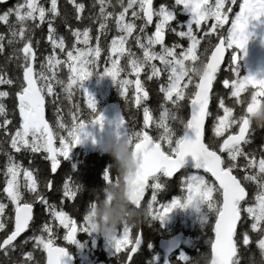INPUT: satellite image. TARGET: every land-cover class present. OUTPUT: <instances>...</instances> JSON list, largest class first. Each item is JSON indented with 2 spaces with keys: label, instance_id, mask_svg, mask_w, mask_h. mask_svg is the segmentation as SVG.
<instances>
[{
  "label": "snow or ice",
  "instance_id": "snow-or-ice-1",
  "mask_svg": "<svg viewBox=\"0 0 264 264\" xmlns=\"http://www.w3.org/2000/svg\"><path fill=\"white\" fill-rule=\"evenodd\" d=\"M3 3L5 0H0V4ZM67 3L72 5L71 15L76 21L87 19L98 25L96 45L89 43L90 28L72 27L69 11L61 14L57 0H51L47 8L37 0H17L0 11V23L8 30L10 51L6 61L22 73L15 78H8L6 72L0 74V85L17 89L15 107L19 114L18 126L11 125L15 131L10 130L8 118L0 121V153L5 157L2 192L14 211L13 227L8 231L6 204L0 202V230L6 232L0 242L2 264H41L34 255L41 249L46 254V264H67L66 248L54 243V227L63 226L62 239L68 243H75L78 232H91L85 213L78 226L68 212L62 208L57 210V204L49 203V197L38 187L35 169L24 167L13 153H43V159L50 162L51 172L56 173L61 157L67 158L71 148L81 143L82 138L91 137L88 126L97 125L103 129L106 117L102 111H97L96 99L82 83L94 72L110 76L123 98L124 109L135 110L129 111L127 118L121 110L108 121L114 125L117 136L129 140L137 159L138 172L130 194L135 203L144 207L149 216L160 220L175 208L183 209L194 202L206 205L207 216H201L200 220L211 228L207 239L210 258L208 253L189 257L181 252L178 260L184 264H241L245 259L246 264H264V144L260 145L259 159L255 149L246 152L243 147L250 143L252 134L258 129L250 124L248 114L264 102V75H240L237 66L241 59L238 50L245 49L250 35L247 31L249 22L264 17V0H240L239 10L231 17L228 13L236 0H231L230 4L225 0H172L171 5L162 2L158 7L154 6L153 0H93L90 7L98 6V11L87 17L82 16L83 2L67 0ZM178 14H186L187 19L179 20ZM209 18L211 26H207ZM57 20L82 45L77 47L73 42L64 61L58 59L56 53L57 48L61 52L65 50L64 37L57 36ZM229 20L230 24L226 26ZM109 21L114 22L118 34L111 37L104 57L107 66L101 70L99 41L101 36L107 35ZM45 22L52 52L43 57L37 71L34 68L33 33ZM150 25L154 30L149 33ZM168 32L186 38L187 46L176 42L167 44ZM5 39L0 33V53L5 50ZM133 43L139 52L132 50ZM36 44L39 45V40ZM226 50H230L226 69L230 76L222 80V85L229 89L227 98L231 106L226 105L221 93L213 92ZM122 58L123 65L119 63ZM197 60L203 62L206 71L193 78L184 71V66ZM62 64L69 70L66 82L57 75ZM142 72L144 81L159 83L157 115H153L146 103L150 93L139 78ZM129 75L137 78L129 79ZM56 86L69 101L74 92L82 94L87 111H82L79 104H72L68 108L70 123L65 122L59 104L53 99L55 126L52 127L45 119V97L57 96ZM129 88H133L130 95ZM246 92L249 94L242 96ZM9 95L8 91H0V100ZM213 97H216V107L222 114L210 107ZM186 108L188 114L184 115ZM234 108L237 109L235 113ZM140 110L142 122L137 127L135 112ZM6 116V107L0 102V117ZM206 118H211L207 127ZM54 139L58 140V147L54 146ZM92 139L95 143V138ZM189 156L193 163L185 166V158ZM240 158L242 163L238 162ZM189 169L194 171L180 177L184 194L160 204L157 193L174 174L180 170L188 173ZM158 170H162L163 178L156 175ZM200 170L210 174V179L201 175ZM112 179L106 169L105 182ZM43 187L51 195L55 194L52 179H46ZM147 189H151V196L145 202L143 197ZM80 191L79 183L71 177L64 179L60 205L73 202ZM37 202L49 217L42 224L36 223L39 213L33 211ZM30 227L33 233L38 231L39 234L14 243ZM29 240L33 241L32 250L24 251L23 245ZM250 243L255 244V250L248 248ZM140 244L138 227L122 226L118 236L109 242L116 264H137L133 254H138Z\"/></svg>",
  "mask_w": 264,
  "mask_h": 264
},
{
  "label": "trees",
  "instance_id": "trees-1",
  "mask_svg": "<svg viewBox=\"0 0 264 264\" xmlns=\"http://www.w3.org/2000/svg\"><path fill=\"white\" fill-rule=\"evenodd\" d=\"M17 0H10L8 3L0 4V11L4 10L7 7L12 6L15 4ZM51 0H39V3L43 5L45 8L50 6ZM76 2H83L85 4V9L82 13V16L87 17L89 16L93 11H98V6L96 8H91L90 5H92L93 0H76ZM114 2V0H113ZM167 3L168 5H171L172 0H154V6L158 7L160 3ZM240 0H236V3L232 7V11L229 13L230 16H232L235 11L238 8ZM58 3V9L61 14L65 12V10H68L70 13V24L72 27L81 29L85 26H88L90 28V36H91V44L96 45V28L97 24L94 22H90L87 19L83 21H76L74 19V16H72V5L67 3V0H57ZM109 11L112 10L111 6L108 8ZM117 11L119 8L116 9ZM178 18L181 21H184L186 18V14H178ZM208 26V25H207ZM227 26V25H226ZM56 30H57V36H63L65 39V51H67L71 44L73 42H76V38L71 35L70 32H68L64 26L63 23H60L59 20L56 22ZM154 30V26L150 25L148 27L149 33ZM7 27L0 23V33H3L6 37L4 41L5 50L3 53H0V74L3 72L7 73L8 78H15L18 76H21L22 73L16 69H13V65L11 62L6 61V57L9 54V48L7 45ZM195 31V28H194ZM224 32L226 34V27L224 29ZM118 34L115 27L114 22L109 21V30L106 36H101L100 38V46L102 48L101 55L99 58V67L102 68L106 63L104 57L107 55V48L111 42V37L113 35ZM36 40H39V45L36 44ZM167 44H171L173 42L179 43L183 45L184 47L187 46V40L186 38H178L173 33L168 32L166 33V41ZM33 49L35 53V60H34V66L35 69L38 71L40 68V61L43 59L45 55H49L52 52V46L47 41V23L41 24L40 28L36 29L33 33ZM132 50L139 52V50L135 47L134 43L132 45ZM56 51H60V49H56ZM179 51V50H177ZM64 55V53H61ZM230 50H228V55L226 58L225 64L221 67V69L218 71L217 74V80L214 81V87L213 92H219L221 93L225 100L226 105L231 106V101L227 98V92L229 89H225L222 85V80L224 78H228L230 76V73L226 71L228 64V58H229ZM121 65L124 64L123 58L119 62ZM68 68L64 67L63 64L60 65L59 71L57 72V75L60 79L67 81L68 76ZM144 73L142 72L140 74V79L146 84V88L149 91L150 95L146 103L149 105L150 109L153 112V115L158 114V104H159V96L158 93V87L159 83L155 80L153 81H144ZM123 76V73L121 74ZM129 79H136L134 75H129ZM163 79V78H162ZM251 86H249L250 88ZM17 89L14 86H6V85H0V91H8L10 95L8 97L3 98L0 100V102L4 103L6 107V117H0V121H2L4 118H8L11 122L10 124V130L15 131V127H12L11 125L18 126L19 124V114L18 109H16V100H15V91ZM133 91V88H129L128 94L130 95ZM55 92L58 94L55 97H45L46 99V111H47V119L50 122L51 126H55V114H54V105L52 103L53 99L56 100V102L59 104L61 108V112L63 113L65 122L70 123V115L68 113V108L72 104H79L82 111H87L86 105L83 101V96L80 93H73V96L71 100L69 101L65 94L61 92L59 86H56ZM249 93H244L243 95H248ZM216 97H213L210 107L213 109V111H217L216 103H215ZM108 101H116L120 104L122 108L123 115L127 118L129 111H135L134 109H124V101L123 98L119 94V90L117 88V85L114 83L109 91ZM103 106V103L100 102L97 105V111H100ZM220 114H222V110H218ZM237 111L236 108H234V113ZM184 115L188 114L187 108L183 111ZM136 120H137V127H139L140 123L142 122V110L135 112ZM211 123V118L207 119L206 127ZM153 134L154 133H150ZM56 142L58 143V140L56 139ZM264 144V128L256 129V131L252 134L250 138V143L247 145H244V150L247 152L249 149H255V155L256 158L259 159L261 155L260 145ZM11 151V150H10ZM15 159L19 160V162L24 167H29L31 169H35L34 175L36 176L38 180V187L44 191V194L49 197V203H54L58 205L57 210H60L61 208L68 212L69 216H71L74 220H76L77 223L82 222L83 215L85 213L86 205L92 200V189H97L100 186L104 185L106 182L104 180V172L105 170H109V172L112 174L114 170L111 168V157H109L107 154H102L97 151H88L84 149H75L67 158L61 157V164L58 166V170L56 173L51 172L50 168V162L43 159V153H13ZM4 161L5 157L2 153H0V200L6 204V211L5 215L9 217V222L6 224V228L8 231L11 230L13 227L12 218L14 217V211L12 210V205L10 201L6 199L5 194L2 192L3 184L5 182L4 177ZM240 163L243 162V159L240 158L238 161ZM191 169L188 170V173ZM203 173V171L201 170ZM184 170L179 172L177 175L173 176V178H170L168 183H166V186L164 189L159 191L157 193V200L160 204L167 203L171 200L173 196H181L184 193L181 189L180 185V177L182 175L188 174ZM203 175H206V178L210 179L209 174L203 173ZM157 176L163 178V172H160ZM71 177V179L74 182H77L81 185V191L78 193L77 197L74 198L73 202H65L64 205H60V188L62 187L63 180ZM46 179H52L53 180V192L54 195H51L47 189H44L43 185ZM151 196V189H147L146 197L143 201L146 202L148 198ZM34 214L39 213V218L36 220L37 224H42L48 220V213L43 211V206L39 204L38 202L34 204ZM201 211L207 210L206 205L201 204L200 206ZM182 216H170V221L168 219V222H164L163 220H160L159 218H153L151 216L148 217L147 220L143 221L139 226L138 230L142 234L143 242L141 247L138 249V254L133 255V261L137 262V264H162L163 261V253L159 249L158 246V240L160 237H169L173 235L176 232L184 231L185 235H190L192 237L193 242L189 247L185 246L184 244L182 247L186 250V254L189 257H194L199 253H208L210 258V245L207 244L208 236L211 235V228L206 223L202 224L201 221L196 222L194 225H192L189 228H185L184 224L182 223ZM209 219H211V214L209 213ZM32 224V222H30ZM54 233H55V240L54 243L65 245L70 248V251L73 253H76L75 246L73 243H68L63 241L62 237L64 234L63 226H60L59 228L54 227ZM136 229L134 228L132 231L134 232ZM239 230V225H238ZM33 234H39L37 231L36 233H33L32 228L30 227L27 229L23 235L14 243L19 244L21 240H24L25 237L31 236ZM6 232L5 230L2 231L0 235V242H2L3 238L5 237ZM254 235V234H253ZM77 236L79 239H82L83 241H86L87 244L90 247V254L93 259L94 263L102 262L105 264H116L115 257L113 255V252H108L105 247L103 246L101 242V237L97 239V243H95V240H93L91 234H84L83 232L77 233ZM32 244L33 241H27L23 245L24 251H30L32 250ZM243 247V246H242ZM249 249L255 250L256 246L254 243H250L248 246ZM34 255L37 256V258L41 261V264H46V257L45 253H43V250H39L38 252H35ZM159 256V257H158ZM179 254H173L171 256V260L174 264H184L183 261L178 260ZM158 257V258H157ZM19 259V257H17ZM77 264L80 263L79 259H76ZM0 264H2V256H0ZM241 264H246V260L242 259Z\"/></svg>",
  "mask_w": 264,
  "mask_h": 264
},
{
  "label": "clouds",
  "instance_id": "clouds-1",
  "mask_svg": "<svg viewBox=\"0 0 264 264\" xmlns=\"http://www.w3.org/2000/svg\"><path fill=\"white\" fill-rule=\"evenodd\" d=\"M184 71L193 78H198L206 69L203 62L197 60L187 62ZM248 118L250 124L256 128H264V102L255 106ZM95 144L100 153L111 157V168L114 172L110 182L91 190L92 200L85 208V214L91 232L110 242L118 236L122 226L138 227L149 215L130 195L133 190L132 182L138 172V163L129 140L124 136H117L114 128H111L105 130ZM201 216L206 217L207 210L201 211Z\"/></svg>",
  "mask_w": 264,
  "mask_h": 264
},
{
  "label": "rangeland",
  "instance_id": "rangeland-1",
  "mask_svg": "<svg viewBox=\"0 0 264 264\" xmlns=\"http://www.w3.org/2000/svg\"><path fill=\"white\" fill-rule=\"evenodd\" d=\"M210 2H213V0H210ZM37 3L40 4L39 0H37ZM225 3L230 4L231 0H225ZM233 6L234 4H232V7ZM238 10L239 8H237L236 11ZM222 11H227V9H222ZM229 17L231 16L229 15ZM186 19H187V16L185 20ZM228 24H230V20L226 21V25ZM208 26H211V18H209L208 20ZM247 31L250 33V35L246 42L245 49L243 51L238 50V54L241 56V59H239L238 64H237L238 71L240 75H247L251 73L259 77L261 75H264V17H260L257 20L250 21ZM89 43L91 44V41H89ZM76 45L77 47H82V45L78 41H76ZM66 52L67 51L65 50L64 52L56 51L57 58L60 59L61 61L66 60V55H65ZM61 53H64V55H62ZM106 66L107 64H105L100 69L102 70ZM82 83H83V87L87 89V91L94 96V98L97 101V105L98 103L102 102L104 106L106 103L110 102L108 101L109 91L112 85L114 84L110 76L100 75L94 72L88 77V79L84 80ZM55 146L58 147L59 144L56 142ZM190 165L191 164H189L188 166ZM192 171L194 170L191 169L189 173ZM200 174L203 175L201 170H200ZM0 202L2 201L0 200ZM201 204L202 203L194 202L193 204L189 205L187 208H184L183 210L180 208H175L167 215V217L163 221L168 222V219L170 218V216L179 215V216H182L181 217L182 223L184 224L185 228H189L192 225H194L196 222L201 221L200 220ZM77 225L79 226V223H77ZM2 231L3 230H0V235ZM81 232H83L84 234H91L93 240H95V243H97V239L101 237L94 232H88V231H81ZM101 242L108 252H113L111 246L109 245V242L106 241L103 237H101ZM192 242H193L192 237L190 235H185L183 244L189 247ZM73 244L75 246L76 259L78 258L80 263L82 264H105L102 262H98V263L93 262V259L90 254L89 245L87 244L86 241L79 239L77 235H76L75 243ZM181 252L186 254V250L183 247H181L180 251L176 253L180 254Z\"/></svg>",
  "mask_w": 264,
  "mask_h": 264
},
{
  "label": "water",
  "instance_id": "water-1",
  "mask_svg": "<svg viewBox=\"0 0 264 264\" xmlns=\"http://www.w3.org/2000/svg\"><path fill=\"white\" fill-rule=\"evenodd\" d=\"M9 1L10 0H5V3H8ZM153 2H154V0H153ZM5 3H3V4H5ZM227 55H228V50H226V52H225V58L221 62V67L225 64ZM34 68H35V66H34ZM210 103H211V101H210ZM121 110H122V108H121L120 104L118 102H116V101H110V102L106 103L101 108V110H100V111L103 112V114L106 117V120H105V124L103 126V129H101L97 125L88 126L87 131H89L92 134L91 137H89V138H82V142L76 144L75 146H73L71 148L69 154H71L75 149H79V148L80 149H84V150H88V151H97L98 149L96 147V144L93 143V139L92 138L94 137L95 138V141H96V139L99 136H102L103 135V133H104L105 130L114 128V125L109 124L108 121L113 120L115 118L116 114L118 112H120ZM45 119L48 121V119H47V111H46V99H45ZM207 119L208 118H206V122L205 123H207ZM49 124H50V122H49ZM50 126H51V124H50ZM55 143H56V139H54V146H55ZM185 162H186L185 163V166H188L189 164H192L193 163L190 156L185 158ZM181 171L182 170L178 171V173L181 172ZM160 172H162V170H158V172H157L156 175H158ZM178 173L174 174V176L177 175ZM146 193H147V190L145 192V196L143 197V200L146 197ZM34 209H35V206H33V211H34ZM22 235H23V233H21V235L19 237H17L16 241ZM184 237H185L184 231H180V232L174 233L173 235H171L169 237H160L159 238V240H158V246H159V249L163 253V261H162V264H164L165 260L168 261V264H174L172 262V260H171V256L173 254H175L176 252H179L180 251V249H181V247L183 245ZM16 241H14V242H16ZM142 242H143V238H142V234H141V244H140V247L142 245ZM56 246H63V247L66 248V251H67V254L68 255L65 257V260H66L67 264H77L76 263V255H75V253L71 252L70 251V248L68 246L60 245V244H56ZM45 257H46V254H45Z\"/></svg>",
  "mask_w": 264,
  "mask_h": 264
}]
</instances>
